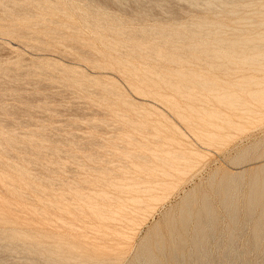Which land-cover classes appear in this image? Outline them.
I'll list each match as a JSON object with an SVG mask.
<instances>
[{"label": "rangeland", "instance_id": "1", "mask_svg": "<svg viewBox=\"0 0 264 264\" xmlns=\"http://www.w3.org/2000/svg\"><path fill=\"white\" fill-rule=\"evenodd\" d=\"M0 264H264V0H0Z\"/></svg>", "mask_w": 264, "mask_h": 264}, {"label": "bare ground", "instance_id": "2", "mask_svg": "<svg viewBox=\"0 0 264 264\" xmlns=\"http://www.w3.org/2000/svg\"><path fill=\"white\" fill-rule=\"evenodd\" d=\"M207 215L208 216H205V217H208L209 218V216H210V214H209V212H207ZM209 219H211V218H209ZM212 221V220H211ZM207 224L206 225H208L209 227H211L209 224H210V220H207V222H206ZM198 224V223H197ZM201 226H203V225H201ZM197 228V227H196ZM199 228V227H198ZM205 228V227H204ZM204 228H203V230H204ZM169 241V240H168ZM200 241V240H199ZM181 245V246H180ZM180 245H178L179 246V251H182V249H183V247L182 246H184L181 242H180ZM175 250V249H174ZM172 258L174 259V260H176V253H173V256H172ZM200 260V259H199Z\"/></svg>", "mask_w": 264, "mask_h": 264}]
</instances>
